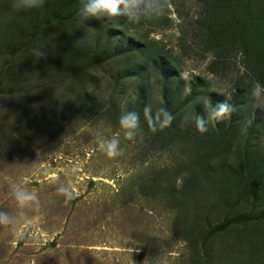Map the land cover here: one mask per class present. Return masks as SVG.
Wrapping results in <instances>:
<instances>
[{
  "label": "rangeland",
  "instance_id": "1",
  "mask_svg": "<svg viewBox=\"0 0 264 264\" xmlns=\"http://www.w3.org/2000/svg\"><path fill=\"white\" fill-rule=\"evenodd\" d=\"M44 1L0 0V264H264V87L215 115L249 79L211 65L203 0Z\"/></svg>",
  "mask_w": 264,
  "mask_h": 264
},
{
  "label": "trees",
  "instance_id": "2",
  "mask_svg": "<svg viewBox=\"0 0 264 264\" xmlns=\"http://www.w3.org/2000/svg\"><path fill=\"white\" fill-rule=\"evenodd\" d=\"M44 2L52 3L53 0ZM87 2L88 0L83 3L75 0H56L55 15L52 18L54 23L68 21L81 14L83 5ZM203 2L205 6L203 21L207 24L206 48L214 56L211 65L239 53L246 77L249 79L241 85L238 84L234 90L230 101V111L234 116L249 88L254 85L264 87V0H203ZM155 44V41L137 39L131 48H139L140 56H144L142 62L151 63L161 71L165 87L177 72L168 51ZM199 88L200 80L192 85L184 104L196 96ZM214 109L217 110V106ZM217 126L220 127L219 122Z\"/></svg>",
  "mask_w": 264,
  "mask_h": 264
},
{
  "label": "clouds",
  "instance_id": "3",
  "mask_svg": "<svg viewBox=\"0 0 264 264\" xmlns=\"http://www.w3.org/2000/svg\"><path fill=\"white\" fill-rule=\"evenodd\" d=\"M122 0H88L86 4L83 5L82 13L85 17L87 16H97L98 14L104 12L109 15H117L120 12V5ZM259 95V92H256ZM230 111V108L227 104H221L219 106V111L215 113L217 117L222 116L224 113ZM121 124L124 127H134L136 124V117L134 114H129L128 116L122 118ZM127 135H131V133H127ZM116 141H112L108 148L110 150L115 149ZM19 198L21 201L25 199H29L30 197L25 196L23 193L19 194ZM2 219V218H0Z\"/></svg>",
  "mask_w": 264,
  "mask_h": 264
}]
</instances>
